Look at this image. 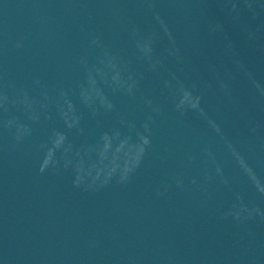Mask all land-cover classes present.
<instances>
[{
    "label": "water",
    "instance_id": "obj_1",
    "mask_svg": "<svg viewBox=\"0 0 264 264\" xmlns=\"http://www.w3.org/2000/svg\"><path fill=\"white\" fill-rule=\"evenodd\" d=\"M0 264H264V0H0Z\"/></svg>",
    "mask_w": 264,
    "mask_h": 264
}]
</instances>
